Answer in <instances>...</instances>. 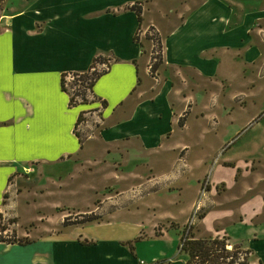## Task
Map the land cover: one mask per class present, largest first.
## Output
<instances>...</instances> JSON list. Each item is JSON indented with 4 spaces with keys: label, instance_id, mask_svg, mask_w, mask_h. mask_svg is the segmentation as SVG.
Returning <instances> with one entry per match:
<instances>
[{
    "label": "crops",
    "instance_id": "1",
    "mask_svg": "<svg viewBox=\"0 0 264 264\" xmlns=\"http://www.w3.org/2000/svg\"><path fill=\"white\" fill-rule=\"evenodd\" d=\"M6 10L0 18V211L14 209L16 236L28 241H0V264H184L174 248L204 177L195 172L216 155V149L194 154L195 147L238 121L257 92L264 95V0H8ZM150 31L160 53L153 71ZM97 57L103 59L97 70L107 66L92 86L93 99L70 105L62 75L88 70ZM100 106L101 124L83 140L74 131L77 118ZM215 168L212 184L231 181L227 169ZM26 169L47 170L45 180L71 195L83 191L89 206L75 205V214L97 219L50 223L37 208L53 207L61 223L69 210L45 200L52 193L30 202L17 192ZM189 176L197 183L191 197ZM135 187L144 194L133 195ZM161 193L177 207L179 221L126 215L134 209L147 215L142 207L155 212L151 201ZM20 200L36 204L37 216L26 224L19 222ZM211 216L204 212L202 222ZM31 223L36 226L20 230ZM158 225L162 233L155 234ZM255 231L245 246L234 244L249 251V264H264V222L245 227V234Z\"/></svg>",
    "mask_w": 264,
    "mask_h": 264
},
{
    "label": "rangeland",
    "instance_id": "2",
    "mask_svg": "<svg viewBox=\"0 0 264 264\" xmlns=\"http://www.w3.org/2000/svg\"><path fill=\"white\" fill-rule=\"evenodd\" d=\"M6 12L5 4L3 14ZM158 50V47H156L155 56L158 54ZM66 77L69 78L70 75H66ZM257 94L255 99L247 106V110L238 113V121L234 120L230 126L219 127L215 135L209 136L210 139L208 138L203 141L204 143L199 148L195 147L194 154L200 153L201 155L206 153L211 154L216 149L214 158H210L206 165L200 168L199 172H195L198 178L204 176L201 183H206L205 201L199 211V216L204 212L212 213V216L208 223L202 222V219L198 216L197 220L189 228L186 223L183 224L181 230L178 232V242L174 248V253L178 257L186 258L179 251L182 235L201 239L224 238L226 243L229 244L228 249H231L234 243H240L242 246H245V244L249 243V240L255 238L253 236L257 235L256 231L245 234V227L255 229L257 223L262 224L264 222V218L260 219V217L264 216V95L258 92ZM94 131L93 126L86 128L81 133L83 140L88 134H94ZM229 140L230 143L225 144ZM193 146H198V144H194ZM216 165L223 166L224 170L227 169V173H231V181L229 183L224 180L216 184L211 183L210 177L215 173ZM31 171L30 169L25 170V184L22 188L19 187L17 192L23 191L24 194L30 195L25 198L29 199L30 202L35 200L36 197L46 198L47 194L52 193L53 196L51 199L47 198L45 200H56L57 202L63 203L64 206L61 208L66 211L69 210L70 213L69 217L63 218L62 223L56 220L59 214L55 212V209H50L53 207H46V209L37 208L39 214L41 212L45 215L48 214L50 217L49 221L52 224L55 221L59 224H69L82 218L83 214H75L77 207L74 206H79L78 208L82 210L86 206H89V202L81 200L82 197L86 196H82L83 191H74L76 195H71L65 188L54 187V184L51 185L46 181L49 180L47 170L42 169L39 173ZM187 179V186H189L188 192L191 194L189 197H191L195 192L197 183L190 176ZM62 185L64 184L62 183ZM131 193L137 197L140 196L139 194H144L140 193L138 187L133 188ZM91 194L88 193V196H91ZM158 197L159 199L156 201H151L156 204L155 212H151V210L147 211L142 207V211L148 213L147 215H140L136 209H134V213L128 212L126 215L131 218H136L135 220H138L137 218L145 219L149 223L159 221L166 224L169 218H176L179 221L178 209L177 207H169L167 205L168 202L165 199H168V197H166L165 193H161ZM10 198V195L6 196L7 201H13ZM23 202L21 201L19 209L20 224H26L37 216L34 212L36 204L33 203L32 206H27ZM46 205L49 204L47 203ZM0 215V231H2V228L5 231V233H0V237L9 241H16L20 244L28 241L21 236H16L18 216L14 209H8L5 212L4 210L0 211ZM171 225L174 226V224ZM34 226H36L34 223H31L29 227L27 225H21L20 230H28ZM162 228L163 225H158V228L155 229V234L162 233ZM37 230L38 228L35 231ZM173 230H167L166 234L169 238H176L177 233ZM244 236H248V238L243 240L242 237L244 238ZM143 237L144 235H140V238ZM243 251L241 249V253L237 256L238 259L236 261L240 262L244 259ZM138 264L151 263L139 260Z\"/></svg>",
    "mask_w": 264,
    "mask_h": 264
},
{
    "label": "trees",
    "instance_id": "3",
    "mask_svg": "<svg viewBox=\"0 0 264 264\" xmlns=\"http://www.w3.org/2000/svg\"><path fill=\"white\" fill-rule=\"evenodd\" d=\"M8 0H0V18L3 15L4 5ZM135 10L138 15V19L140 20L141 8L139 5L135 4L131 7ZM150 37L153 38L156 46L159 49L158 40L154 37V35L150 31ZM134 39L138 40V34L134 35ZM156 52L154 50V59L152 62L151 70H155L157 65L160 62V53L158 50V54L155 56ZM103 59L101 57H97L94 59V62L90 66V68L83 72L78 73H70L74 76V81L69 84L70 87H74L73 93L66 87L65 76L67 74H63L61 77V87L62 90L67 92L69 95V104L75 105L78 104L75 96L80 97V103L88 102V95H92V86L95 80L105 71V69L97 70L96 65L98 63H102ZM106 64V63H105ZM107 65V64H106ZM81 115L78 116L77 121H79ZM76 121V123H77ZM203 213L200 214L199 218H202ZM97 219V216L93 213L83 214L80 220H75L74 223H82L87 221H92ZM3 230V228H2ZM0 241H5L9 243H13L16 241H9L2 237H0ZM228 245L224 238H209V239H201V238H190L185 235L181 237V246L179 251L182 252L186 258L184 264H249V251L243 249L240 245L234 244L231 249H228ZM244 251V259L240 262L236 261L238 259V255L241 253V249ZM229 258V259H228ZM228 260V261H227ZM161 264V262H160Z\"/></svg>",
    "mask_w": 264,
    "mask_h": 264
},
{
    "label": "built area",
    "instance_id": "4",
    "mask_svg": "<svg viewBox=\"0 0 264 264\" xmlns=\"http://www.w3.org/2000/svg\"><path fill=\"white\" fill-rule=\"evenodd\" d=\"M106 66H107L106 64H102L101 69H106ZM67 75H70V77L67 78L65 76L66 87L70 91V93H73V90H75V88L70 87L69 84H71L74 81V76L71 74H67ZM75 99L77 100L78 103H80V97L79 96H75ZM92 99H93V96L91 94H89L88 95V101H90ZM100 109H101V106L98 109L87 110V111H83L82 113H80L81 117H80L79 121H77L74 131H76V133L81 134L82 132H84V130L86 128H90V126H93L94 129H97V127L101 124ZM92 135H93V133H92ZM92 135L88 134L86 137H91ZM205 187H206V183L202 182L200 184V189H199L197 198H196V200L192 206L190 216H189L188 220L186 221L188 228L190 226H192L193 223L197 220V218L199 216V211L202 208V206L204 205ZM0 217H1V215H0ZM3 219H5V218H3ZM2 232L5 233L4 230L0 231V233H2ZM180 246H181V244H180Z\"/></svg>",
    "mask_w": 264,
    "mask_h": 264
}]
</instances>
